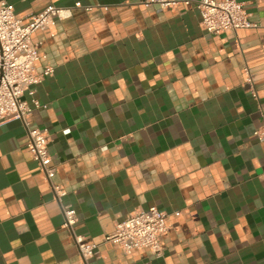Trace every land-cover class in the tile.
<instances>
[{"label":"crops","instance_id":"0c3cea01","mask_svg":"<svg viewBox=\"0 0 264 264\" xmlns=\"http://www.w3.org/2000/svg\"><path fill=\"white\" fill-rule=\"evenodd\" d=\"M5 1L22 23L50 3L91 9L31 34L44 55L35 68L53 72L24 94L41 104L26 125L0 122V264H264V141L253 133L264 121V0H241L257 27L221 33L191 5ZM26 126L47 130L59 199ZM151 205L165 214L160 257L103 241ZM75 236L97 245L86 262Z\"/></svg>","mask_w":264,"mask_h":264},{"label":"built area","instance_id":"2783aa9c","mask_svg":"<svg viewBox=\"0 0 264 264\" xmlns=\"http://www.w3.org/2000/svg\"><path fill=\"white\" fill-rule=\"evenodd\" d=\"M139 4L158 5L163 9H176L179 5H191L200 14V25L207 32L221 33L226 29L257 27L258 23L249 19V14L241 0H137ZM91 9L79 1L72 6L48 4L42 10L28 15L27 22L22 23L15 16L11 3L0 0V122L9 119H20L26 125V118L33 108L41 106L35 97L30 96L35 86L44 76L53 72V67L45 65L41 70L35 68L41 55L38 52L40 42H33L31 34L36 30H47L55 33L56 21L67 19L74 8ZM246 81L252 83L251 73L244 69ZM252 91V90H251ZM253 92V91H252ZM253 95L256 96L255 92ZM28 140L26 147L38 167L44 172L57 199L62 195L60 185L51 182L56 169L52 163L47 144L49 136L45 128L27 127ZM259 141H264V121L254 129ZM63 225L71 229L76 222V211L71 205H62ZM166 228L165 214L156 205L129 213L123 220L117 221L114 229L104 236V242L118 244L124 251L130 249H148L155 257H160L164 245L160 239ZM78 253L84 262L97 252V245L87 243L82 236L74 237Z\"/></svg>","mask_w":264,"mask_h":264}]
</instances>
